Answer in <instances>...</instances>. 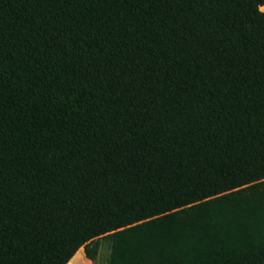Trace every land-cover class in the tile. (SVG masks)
Listing matches in <instances>:
<instances>
[{
    "label": "trees",
    "instance_id": "16d2710c",
    "mask_svg": "<svg viewBox=\"0 0 264 264\" xmlns=\"http://www.w3.org/2000/svg\"><path fill=\"white\" fill-rule=\"evenodd\" d=\"M0 0V264H264V0Z\"/></svg>",
    "mask_w": 264,
    "mask_h": 264
},
{
    "label": "rangeland",
    "instance_id": "374dc122",
    "mask_svg": "<svg viewBox=\"0 0 264 264\" xmlns=\"http://www.w3.org/2000/svg\"><path fill=\"white\" fill-rule=\"evenodd\" d=\"M258 3L261 6L263 5L260 0ZM100 248L98 252V258L94 261V264H109L110 252H111V240L109 236H104L99 238ZM84 264V263H79Z\"/></svg>",
    "mask_w": 264,
    "mask_h": 264
},
{
    "label": "crops",
    "instance_id": "0c3cea01",
    "mask_svg": "<svg viewBox=\"0 0 264 264\" xmlns=\"http://www.w3.org/2000/svg\"><path fill=\"white\" fill-rule=\"evenodd\" d=\"M264 10V9H262ZM84 263V264H94V261L89 259L84 251V247H81L78 252L73 256V258L69 261L68 264H79V263Z\"/></svg>",
    "mask_w": 264,
    "mask_h": 264
}]
</instances>
